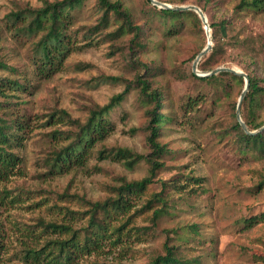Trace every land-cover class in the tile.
<instances>
[{
	"label": "rangeland",
	"instance_id": "obj_1",
	"mask_svg": "<svg viewBox=\"0 0 264 264\" xmlns=\"http://www.w3.org/2000/svg\"><path fill=\"white\" fill-rule=\"evenodd\" d=\"M45 1L59 0H0V58L15 67L16 75L26 83V90L18 92L14 101L31 119L25 145L17 151L22 159L19 170L0 181V235L5 245L0 264H40L25 253L38 242L40 220L80 229L87 215L81 217L68 209L87 213L85 201H105L124 182L150 177L147 111L151 104L140 96L139 75L166 94L162 113L172 118L158 137L168 151L159 159L163 166L156 170L147 190L133 199L130 215L153 194L161 193L162 183L169 186V210L155 225L153 211L136 214L133 225L147 228L145 234H130L117 245L105 241L99 248L78 254L74 264H149L165 253L166 242L194 264H264V222L252 226L246 222L264 211V187H260L264 154L241 152L233 129L234 107L237 110L244 86L231 79L226 94L190 74L194 56L208 43L207 33L191 23L185 29H172L171 21L158 15L147 0H112L122 2L134 24L143 25L147 33L145 50L131 52L132 33L108 36L121 23L115 16L109 15V23L98 33L89 31L100 25L103 11L98 0H86L71 13L73 24L68 33L75 41L73 51L60 70L40 75L34 64L38 38L15 39L6 28V17L19 9L41 8ZM162 2L199 6L196 0ZM239 2L203 0L207 19L231 21L224 54L212 70L239 68L261 78L264 87V9L235 12ZM235 37L247 39L248 46H234ZM209 55L199 64L201 72L211 71L200 69ZM144 65L151 67L148 73ZM9 73L0 70V76ZM122 93L123 99L108 115L115 131L94 148L85 165L51 172L48 160L52 153L69 142L58 133L76 131L56 116L58 111L86 123L93 109ZM256 116V124L264 122V96ZM102 149L108 151L103 156L99 155ZM118 149L139 158L130 165L114 156Z\"/></svg>",
	"mask_w": 264,
	"mask_h": 264
},
{
	"label": "trees",
	"instance_id": "obj_2",
	"mask_svg": "<svg viewBox=\"0 0 264 264\" xmlns=\"http://www.w3.org/2000/svg\"><path fill=\"white\" fill-rule=\"evenodd\" d=\"M163 1V0H159ZM188 1V0H184ZM86 0H59L55 2L45 1L43 7L38 9L24 8L13 11L6 17V28L13 34L15 39L19 37L38 38L34 43L35 51V70L40 75H51L60 70L64 60L74 49L75 41L68 33L73 24L71 13L82 8ZM197 4L203 9L205 15H208L206 5L203 0H196ZM148 5L163 19L170 20L172 29H185L191 23L195 29L205 33V27L200 17L194 11H170L159 9L153 6L149 0ZM166 3V2H165ZM100 9L103 11L100 25L89 29L91 33H98L99 28L109 23V15L115 16L121 23L118 29L108 36L118 37L126 33H132L130 39L131 52H142L148 46L147 33L143 25H135L132 15L120 1L98 0ZM262 10L264 9V0H240L235 6V12L243 10ZM208 22L212 30V40L214 43L210 55L200 65L203 71L212 70L219 64L225 51V40L231 28V21L227 19L216 20L208 16ZM234 46H248V40L234 38ZM203 47L201 48V50ZM200 51L194 56V58ZM145 66V65H144ZM145 71L151 70L146 65ZM0 70L9 71V75L0 76V181L8 179L14 175L22 163V159L17 151L24 147L27 135L31 128V119L19 110L20 103L14 101L17 93L25 91L27 86L20 75H16V68L8 65L7 61L0 58ZM191 76L210 86H216V89L222 90L228 94L231 89L230 80L238 82L244 86L243 77L233 73L222 72L211 77H199L193 72ZM250 78V89L247 93L241 110L244 121L251 131L260 129L264 122L256 124L257 110L261 106V100L264 96V87L261 85V78L247 72ZM137 85L140 88V96L147 103L151 104L147 114L149 122L147 129L149 135L148 143L151 147V153L147 156L150 163V177L140 181L124 182L123 185L114 190V197L105 201L84 202L88 207L87 213H76L69 209L67 212L80 215H87L86 224L75 229L69 224H59L58 222L39 221V227L42 231L37 235V244L26 248L27 258L40 264H74L78 254L85 251L99 248L105 241H112L114 244L122 243L126 236L136 234L140 236L145 234L147 228H139L133 225V218L136 214H142L147 211H153L151 221L155 225L158 218L169 210V200H167L166 191L169 187L167 183H162L163 191L159 194H153L150 199L137 210L134 215H130L135 207L133 199L147 190L152 183V176L163 165L159 159L168 151L165 145L158 141L160 132L165 124L171 120V116L162 113L164 108V99L166 94L160 89L151 87L147 79H142L141 75L137 78ZM125 93L112 98L110 103L105 106H98L93 109L86 123H80L73 120L66 111H58L60 119H64L76 127V131L58 133V137L65 136L66 143L59 150L52 153L48 165L51 172H67L71 168L84 166L88 157L94 148L104 142L114 131L115 125L108 118L109 112L121 102ZM236 111V107H234ZM236 113L233 129L240 144L241 152H257L264 154V131L256 135H248L239 124ZM105 149L99 151L103 156ZM118 158L127 160L132 165L136 159L132 153L126 149H118L116 155ZM176 185H173L174 187ZM260 187H264V177ZM77 218V217H76ZM249 226L264 222V211L251 219H246ZM36 236V234L32 235ZM5 245L0 235V260L4 254ZM164 254H158L149 264H194L189 260L183 259L178 248L171 246L166 242L164 245Z\"/></svg>",
	"mask_w": 264,
	"mask_h": 264
},
{
	"label": "water",
	"instance_id": "obj_3",
	"mask_svg": "<svg viewBox=\"0 0 264 264\" xmlns=\"http://www.w3.org/2000/svg\"><path fill=\"white\" fill-rule=\"evenodd\" d=\"M154 6L160 8V9H164V10H170V11H194L195 13L198 14V16L200 17L201 21L204 24L207 36H208V43L205 46V48L196 56L194 62H193V66H192V71L195 75L199 76V77H211V76H215L217 74H220L222 72H229V73H233L237 76L243 77L244 79V89L240 95L238 104H237V110H236V115H237V120L239 122V124L241 125V127L243 128V130L245 131V133H247L248 135H256L259 132L264 131V126L261 127L258 130L255 131H251L248 126L246 125V123L244 122V120L242 119V115H241V106L242 103L247 95V93L249 92L250 89V78L248 76L247 73H245L243 70L239 69V68H231V67H225V66H221V67H217L211 71H207V72H201L199 70V64L202 61V59L204 57H206L212 50L213 48V41H212V34H211V28L207 19V16L205 15L204 11L197 5L194 4H187V5H171L168 3H164L161 2L159 0H149Z\"/></svg>",
	"mask_w": 264,
	"mask_h": 264
}]
</instances>
